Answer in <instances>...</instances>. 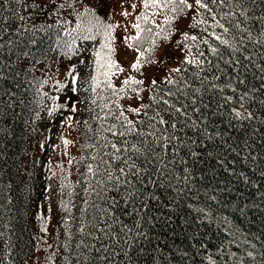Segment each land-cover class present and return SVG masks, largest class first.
I'll return each mask as SVG.
<instances>
[{"label":"snow or ice","instance_id":"1","mask_svg":"<svg viewBox=\"0 0 264 264\" xmlns=\"http://www.w3.org/2000/svg\"><path fill=\"white\" fill-rule=\"evenodd\" d=\"M142 7L144 11L132 25L136 35L128 38L133 42L128 48L137 54L131 70L142 74L145 63L158 62L145 56L162 46L158 40L171 41L175 36L173 47L181 54L176 57L178 66L171 67L159 79L150 78L147 84L135 75H126L119 86L115 85L113 77L126 72L113 59V32L118 25L103 23L94 9L77 14L82 19L77 28L85 33L79 38L94 41L97 36L102 37L94 52L92 92L101 85L110 92L102 105V110H108L102 119L113 121L107 127L101 126L102 132L110 133L111 138L101 135L102 142L91 145L99 147L100 151L92 156L94 163L86 165L91 179L85 192L90 189L95 194L96 200L90 207L96 214L78 229L99 242L98 246L96 243L85 245L98 254L92 258L96 264H135L130 252L136 256L149 254L145 244H151L152 238L145 225L155 227L159 222L170 226L173 219L164 211L156 214L155 209H168L172 213L181 200L199 199L201 188L194 181L203 180L205 175H218L217 170L210 167L196 177L193 169L197 165L215 160L224 171H230L227 165L235 161L228 160V153L239 156L241 144L243 148L249 147L247 139L235 146L230 142L236 140L229 135V129L236 127L232 120L243 128L245 120L255 118L245 102L256 100L255 93L264 89V75H261L256 77L262 81L259 87L252 85L238 93V86L245 84L249 64L264 73V64L253 60V56H257L264 61V51L248 54L249 44L264 49V0H142ZM90 11L92 14L85 20ZM123 15L128 13L125 11ZM158 16H162V20L157 21ZM184 21L187 23L181 27ZM145 41L149 47L142 48ZM3 47L0 44V50ZM225 89L238 93L239 109L235 106L229 109L227 127L222 129L214 117L224 116L226 113L222 110L234 98L224 95ZM121 100L135 101V104H121ZM256 102L264 106V99ZM250 158L257 159L256 156ZM260 175L264 176V171ZM239 176L247 182L243 172ZM225 190L231 189H211L213 192ZM164 194H168L166 202L161 201ZM203 195L210 201L217 200L215 195L209 196L207 190ZM246 207L247 204L240 208L241 213ZM197 211L205 218L212 214L210 206ZM122 217L131 218V224ZM86 227L91 231L86 232ZM238 233V228L231 231L232 240L227 244L236 243L239 249L249 241L246 236L239 240ZM80 244L83 245L84 240ZM250 247L256 249V244ZM218 251L217 258L207 257L209 264H245V256L251 258L253 264H264V251L259 253L261 260H257L252 250L245 249L241 255L226 251L223 241ZM187 255L182 253V257Z\"/></svg>","mask_w":264,"mask_h":264},{"label":"trees","instance_id":"2","mask_svg":"<svg viewBox=\"0 0 264 264\" xmlns=\"http://www.w3.org/2000/svg\"><path fill=\"white\" fill-rule=\"evenodd\" d=\"M61 4L64 7H60ZM0 7L3 8L0 12V44L4 45L0 50V264H96L92 258L98 254L85 245L96 243L98 246L99 242L78 229L96 214L95 209L90 207L96 200L95 194L90 189L85 192L91 179L87 175L86 165L94 163L92 156L100 151L99 147L91 145L101 143V135L111 138L110 133L101 129L102 125L107 127L113 122L111 118L102 119L108 111L102 110V105L110 95L103 85L94 93L92 119L65 148L71 159L66 160L68 163L63 167L66 166L70 173L61 179L58 229L54 231L51 227V218L34 215L25 219L23 208L42 150L38 120L41 116L49 119L48 111L51 109L45 91L48 87H54L55 81L71 69V59L66 55L67 58L62 60L56 53L67 45L69 38L85 34L77 28L82 22L78 13L94 9L103 23H110L105 18L108 12L95 9L86 0H0ZM91 14L90 11L84 19ZM3 17L8 19L4 20ZM156 19L160 21L162 16ZM121 27L126 30L124 23ZM113 36L118 37L115 32ZM248 47V54L264 51L252 44ZM67 51L70 52V49ZM64 60L69 61V67H64ZM253 60L264 64L257 56H253ZM245 75V84L238 86V93L252 85L259 87L262 81L256 77L264 73H260L254 64H249V71ZM238 93L233 94L230 89H225L224 95H233L234 98L222 110L226 113L224 116L214 117L222 129L227 127L229 109L233 106L239 109L236 102ZM255 97L256 100L264 99V89L255 93ZM256 100L245 102L248 110L255 113V118L245 120L243 128L239 127L238 121L232 120L236 127L229 129V135L236 137V140L230 141L233 146L247 139L249 147L243 148L241 144L239 156L228 153V160L235 161L227 165L229 172L224 171L215 160H207L193 169L196 177L210 167L215 168L218 175L213 177L209 174L203 180L197 178L194 181L201 188L199 199L181 200L180 206L172 213L168 209H155L156 214L160 211L171 214V225L159 222L155 227L145 225L152 243L145 244L147 255L136 256L130 252L135 264H156V261L159 264L166 261L171 264H209L207 257L217 258L220 255L218 249L222 241L228 252L236 251L237 255H241L248 249L254 252L257 260H261L259 253L264 251V176L260 175L264 171V124L261 123L264 121V106ZM66 105L68 108H65ZM66 105L59 106V109H65L64 113L68 114L71 103ZM245 156H249V159L245 160ZM251 156L257 159L253 161ZM63 159L66 157L61 156ZM241 172L247 177V182L239 176ZM213 188L231 190L213 192ZM206 190L209 196L215 195L217 200H208L203 195ZM86 200L88 203H85ZM167 200L168 194L161 196L162 202ZM245 204L248 207L241 213L240 208ZM206 206H210L212 213L208 218L197 211ZM122 219L129 224L132 222L128 217ZM237 228L240 229L238 239L243 240L246 236L249 241L248 245L239 249L236 243L227 244L228 240H232L230 232ZM85 231L91 229L86 227ZM81 240H84L83 245L80 244ZM252 243L256 244V249H251ZM157 247L159 251H153ZM185 252L188 255L182 257ZM245 264H253V261L245 256Z\"/></svg>","mask_w":264,"mask_h":264},{"label":"rangeland","instance_id":"3","mask_svg":"<svg viewBox=\"0 0 264 264\" xmlns=\"http://www.w3.org/2000/svg\"><path fill=\"white\" fill-rule=\"evenodd\" d=\"M91 3L95 9L108 12L105 17L113 25H118L115 29L113 47L115 48V60L126 69L125 73H120L118 77H113L115 85L119 86L121 80L126 75H135L137 78L144 79L145 84L150 78L159 79L170 67L177 66V56L181 54L173 47L175 36L171 41H165L158 44L162 46L156 48L152 53H146L145 56H153L157 63H145L141 73H135L131 70V64L134 62L136 53L133 49L128 48L132 43L128 38L136 35V29L132 27L136 23L138 13L142 10V0H86ZM135 5V8H133ZM128 15H123L124 12ZM132 18V19H131ZM158 20V19H157ZM159 21V20H158ZM123 23L126 30L121 27ZM187 21L181 23V27ZM83 41L75 40V46L70 52L69 48H59L56 56L62 60L71 59V69L63 73L61 79L55 81L54 87H48L45 98L49 102L50 111L49 119L41 116L38 120V130L42 137L41 153L38 158V168L34 173V180L27 190V199L24 205V218L28 219L34 215L51 218V227L54 231L58 229L60 216L58 207H60L59 195L62 188V178L69 175L70 170L63 164L68 163L66 160L71 159L66 146H70L72 138L80 131H84L87 123L92 119L94 108V92H92L91 77L94 75V52L98 49L102 40ZM143 48L149 47L145 41ZM67 55V56H66ZM64 67H69V61L64 60ZM75 77V82H73ZM67 102V103H65ZM71 103L68 114L64 113L65 109H59V106H65ZM135 104V101L121 100V104ZM65 108H68L66 105ZM41 129H44L41 130ZM65 141L68 143L65 144ZM65 151L62 153V151ZM67 150V149H66ZM62 153V154H61ZM61 156L66 159L61 160ZM64 181V180H63ZM60 264V263H59Z\"/></svg>","mask_w":264,"mask_h":264}]
</instances>
